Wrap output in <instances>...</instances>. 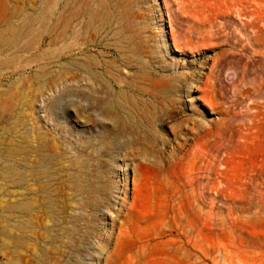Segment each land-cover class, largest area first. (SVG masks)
Wrapping results in <instances>:
<instances>
[{"label": "rangeland", "instance_id": "1", "mask_svg": "<svg viewBox=\"0 0 264 264\" xmlns=\"http://www.w3.org/2000/svg\"><path fill=\"white\" fill-rule=\"evenodd\" d=\"M1 1L0 264H264V0Z\"/></svg>", "mask_w": 264, "mask_h": 264}, {"label": "bare ground", "instance_id": "2", "mask_svg": "<svg viewBox=\"0 0 264 264\" xmlns=\"http://www.w3.org/2000/svg\"><path fill=\"white\" fill-rule=\"evenodd\" d=\"M8 3V2H7ZM102 2L100 1V4H101ZM6 6H7V4H6ZM48 9H49V6H48ZM50 10V9H49ZM5 11V3L4 2H2L1 0H0V21H10L11 20V18H7V16H2L3 15V12ZM24 11V10H23ZM22 11V12H23ZM96 11V10H95ZM17 12H18V10H17ZM46 12V11H45ZM44 14V10L41 12V14L40 15H43ZM57 14V13H56ZM32 15L31 14H20V15H17V16H14V18H13V16H12V18L13 19H16V18H22V17H24V18H29V17H31ZM40 17V16H39ZM52 18H54V17H52ZM97 18H99L98 16H97V13H95L92 17H91V22L92 21H94V20H96ZM12 19V20H13ZM87 19V18H86ZM28 20V19H27ZM6 28V27H5ZM7 33H9L10 34V39H8V35H7ZM11 35H12V37L13 38H11ZM16 38L17 39H19V36L16 34V32H15V30L12 28V27H10L9 29H8V31H5V30H0V46H4V45H7L9 42H12V41H15L16 40ZM9 40V41H8ZM8 41V42H7ZM2 52H4V50H2Z\"/></svg>", "mask_w": 264, "mask_h": 264}, {"label": "crops", "instance_id": "3", "mask_svg": "<svg viewBox=\"0 0 264 264\" xmlns=\"http://www.w3.org/2000/svg\"><path fill=\"white\" fill-rule=\"evenodd\" d=\"M6 53H7V50H4V52H2V50H0V62L3 61L4 64L7 63Z\"/></svg>", "mask_w": 264, "mask_h": 264}]
</instances>
